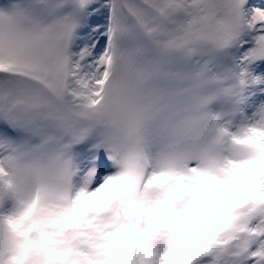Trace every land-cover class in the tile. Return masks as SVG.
<instances>
[{
  "label": "snow or ice",
  "instance_id": "1",
  "mask_svg": "<svg viewBox=\"0 0 264 264\" xmlns=\"http://www.w3.org/2000/svg\"><path fill=\"white\" fill-rule=\"evenodd\" d=\"M0 264H264V0H0Z\"/></svg>",
  "mask_w": 264,
  "mask_h": 264
}]
</instances>
